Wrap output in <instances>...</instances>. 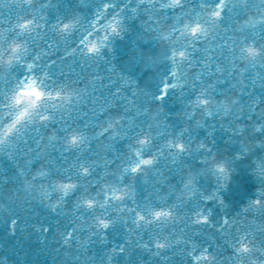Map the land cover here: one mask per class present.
<instances>
[{"label":"clouds","instance_id":"1","mask_svg":"<svg viewBox=\"0 0 264 264\" xmlns=\"http://www.w3.org/2000/svg\"><path fill=\"white\" fill-rule=\"evenodd\" d=\"M4 3L7 7L0 6V140L4 141L0 144V222L18 217L23 225L39 217L41 222L68 223L74 215L72 206L84 196L101 202L113 190L125 192L127 185L131 191L124 199L112 202L110 210L117 217L122 215V205L134 207L146 197H159L179 213L174 223L169 222L170 230L179 234L198 215H207L211 223L197 226L199 239L227 248L228 238L217 230L224 218L235 222L254 200L264 203V104H250L251 97L243 87L246 76L264 67V59L256 61V68L240 59L239 45L245 33L239 29L244 11L239 16L226 13V23L235 32L208 29L210 37L236 38V63L228 65V72L234 75L204 85L193 83V77L188 76L184 87L171 90L160 100L159 81L170 68L180 65L179 51L197 39L185 26L200 22L196 16L199 0H180L177 8L166 7L170 0ZM19 4L24 13L19 20L18 6L14 20L5 16L6 9ZM247 14L258 15L254 9H248ZM21 20L31 23L22 28ZM133 23V50L122 56L118 44L133 35ZM257 46L264 52V42ZM98 68L115 69L113 80L123 74L133 83L132 91L139 93L135 108L125 111L123 102L113 107L100 99L109 92L108 80L100 87L93 76ZM93 86L98 88L95 95ZM262 91L257 87L255 99H260ZM166 101L174 102L175 109ZM221 132L223 141L218 143L217 133ZM79 133L92 141L91 150L82 141L79 151L90 158L99 152L100 158L107 157L111 164L107 170H94L90 178L78 177L73 170L76 187L69 206L63 209L58 185L66 182L68 174L61 157L68 161L75 157L76 152L67 151L68 138ZM137 152L153 163L139 174L122 178V169L137 162ZM242 170L250 177V188L237 180ZM237 188L243 195L230 199ZM62 209L66 212L63 217L58 214ZM125 218L133 220L130 213ZM10 232L15 235L17 231ZM189 234H193L191 228ZM125 235L122 222L110 232L111 239L118 242ZM56 247L62 254L59 243ZM100 247L93 244L89 255H95ZM256 247L259 250V245ZM138 252L162 261L147 250L133 252L131 261ZM0 264L11 261L0 257Z\"/></svg>","mask_w":264,"mask_h":264},{"label":"snow or ice","instance_id":"2","mask_svg":"<svg viewBox=\"0 0 264 264\" xmlns=\"http://www.w3.org/2000/svg\"><path fill=\"white\" fill-rule=\"evenodd\" d=\"M0 6L7 7L4 0H0ZM14 6L20 9V16L17 17L19 20L24 15L23 5ZM180 6V0H170V4L166 5L169 8ZM198 7L200 10L196 12V16L200 22L193 27L185 26L197 39L190 43L189 47L179 51L180 65L170 68L159 81L156 90L160 100L166 99L171 90L184 87L188 76L193 77V83L204 85L214 79L234 75L228 72V65L234 66L236 63L234 55L237 52L236 38L234 36L226 38L219 34L210 37L208 30L209 26H212L222 28L226 34L229 31L235 32L236 29L226 23L225 16L229 11L236 16H239L241 11L245 13L243 25L239 29L241 33H245L239 45L240 59L247 60L253 68H256L257 60L264 59V52L257 46L258 43L264 42V0H199ZM248 9H254L258 15H248ZM29 23L31 21L21 20L20 27L26 28ZM67 27L68 25H65V28ZM89 50H94V46ZM228 53L233 55H227ZM114 75L116 70L109 68L103 70L98 68L93 73L100 87L108 80L109 95H101L100 99L113 107H118L123 102L125 111L135 108L139 102V93L132 91L133 83L123 74L113 80ZM245 80L247 83L243 87L251 97L249 103L264 104V91L261 92L259 100L255 99L257 87L264 89V67L257 69L252 76H246ZM258 80L259 85L256 83ZM225 83L230 81L225 79ZM97 90L98 88L93 86V95ZM93 102L98 103L99 100ZM203 102L207 104V100ZM82 141L87 143L91 150L92 141L87 140L83 133L73 134L68 138L67 151L76 152L75 157L70 162L67 158L61 157L67 164L65 172L68 174L66 182L58 185L63 193L61 198L63 209L69 206L73 189L76 187L72 181L73 170H76L78 177L90 178L94 170L97 172L107 170L111 164L107 157L100 158L99 152L93 153L90 158L87 153L79 151L83 147ZM3 142L0 140V144ZM178 147L183 151V144ZM135 155L137 162L122 169V178H126L129 173L139 174L142 168L153 163L151 159L144 158L142 153L137 152ZM124 187L125 192L113 190L101 202L84 196L82 201L72 206L74 215L68 223L55 220L53 223H34L31 227L41 234L44 241L51 237L53 243H59L64 256L63 264H131L132 253L137 250H147L152 257L162 258L163 264L174 262L176 257L180 258V264H260L261 257H264V203L261 199L254 200L239 220L233 222L228 217L224 218L223 226L217 229L228 238L227 248H223L219 242L212 243L199 239L201 233L197 226L211 223L207 215H198L188 227L182 228L179 234L174 229L170 230L169 222L174 223L179 213L168 206L167 202L161 203L159 197L157 200L146 197L134 207L122 205V215L117 217L110 209L113 201H122L125 194L131 191L127 185ZM261 196L264 197V191ZM133 199L135 200L134 194ZM252 208L256 211H249ZM63 209L58 213L62 217L66 215ZM129 213L133 217L131 222L125 218V214ZM120 222L126 235L118 242L111 239L110 232ZM18 225L22 229L28 227L27 224L22 225L21 218H12L10 231L13 233L17 231ZM190 228L192 235L189 234ZM212 241H215V237H212ZM97 243L101 246L100 250L95 255H89L92 252V245ZM121 257L124 259L121 260ZM140 264L145 262L141 260Z\"/></svg>","mask_w":264,"mask_h":264},{"label":"water","instance_id":"3","mask_svg":"<svg viewBox=\"0 0 264 264\" xmlns=\"http://www.w3.org/2000/svg\"><path fill=\"white\" fill-rule=\"evenodd\" d=\"M75 0H63L64 4H74ZM62 11L67 12V8H62ZM5 16L10 20H14L17 16L16 7L13 6L5 10ZM133 35L126 41L119 42L118 52L120 55H126L133 50L135 41V23L132 24ZM170 109H175L174 102H167ZM218 143H222L223 134L217 133L216 137ZM70 162V161H69ZM9 167H11L9 165ZM240 185L251 187L250 177L242 170L241 175L237 177ZM243 195L242 192L234 189L230 199L238 200ZM45 223H53L54 221H43ZM33 223H41L40 218L37 217L35 221L29 219L28 227L22 229L20 225L17 226V232L12 235L10 232V221L0 222V257L7 256L11 264H63L61 258L62 254L57 252L56 244L52 242L51 237L44 241L41 234L37 233L31 225ZM99 250V248H98ZM143 260L145 264H163L162 261H157L155 258H149L144 253H136L133 256L131 264H140ZM170 264H180V258L176 257L174 262Z\"/></svg>","mask_w":264,"mask_h":264}]
</instances>
